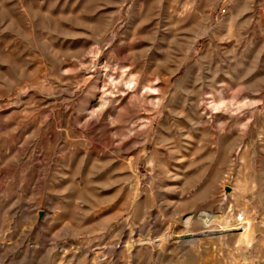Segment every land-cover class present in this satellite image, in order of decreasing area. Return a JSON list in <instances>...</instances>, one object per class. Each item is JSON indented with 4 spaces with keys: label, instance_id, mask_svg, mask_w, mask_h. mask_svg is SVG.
Returning a JSON list of instances; mask_svg holds the SVG:
<instances>
[{
    "label": "rangeland",
    "instance_id": "374dc122",
    "mask_svg": "<svg viewBox=\"0 0 264 264\" xmlns=\"http://www.w3.org/2000/svg\"><path fill=\"white\" fill-rule=\"evenodd\" d=\"M0 264H264V0H0Z\"/></svg>",
    "mask_w": 264,
    "mask_h": 264
},
{
    "label": "water",
    "instance_id": "95a60500",
    "mask_svg": "<svg viewBox=\"0 0 264 264\" xmlns=\"http://www.w3.org/2000/svg\"><path fill=\"white\" fill-rule=\"evenodd\" d=\"M226 190H228V191H229V190H230V187H229V186H227V187H226Z\"/></svg>",
    "mask_w": 264,
    "mask_h": 264
}]
</instances>
